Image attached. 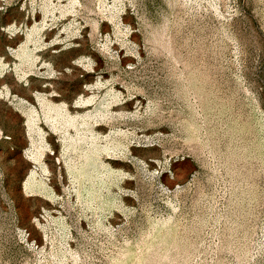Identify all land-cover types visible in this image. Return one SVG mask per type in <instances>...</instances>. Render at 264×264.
I'll list each match as a JSON object with an SVG mask.
<instances>
[{
  "label": "rangeland",
  "instance_id": "374dc122",
  "mask_svg": "<svg viewBox=\"0 0 264 264\" xmlns=\"http://www.w3.org/2000/svg\"><path fill=\"white\" fill-rule=\"evenodd\" d=\"M0 264H264V0H0Z\"/></svg>",
  "mask_w": 264,
  "mask_h": 264
},
{
  "label": "bare ground",
  "instance_id": "6f19581e",
  "mask_svg": "<svg viewBox=\"0 0 264 264\" xmlns=\"http://www.w3.org/2000/svg\"><path fill=\"white\" fill-rule=\"evenodd\" d=\"M89 117H90V116H86L84 119H87V118H89ZM90 119H91V118H90ZM30 121H33V119L30 118ZM86 121H87V120H85V122H86ZM56 126H57V125H56ZM54 131H55V129H54ZM31 158H32L33 160H35V161H39V160H40L37 150H34V151L32 152V154H31ZM39 185H40V184H38V183L36 182L35 174H33V175L30 177V179L28 180V182L26 183V185H25V189H26V191L34 190V189H36Z\"/></svg>",
  "mask_w": 264,
  "mask_h": 264
}]
</instances>
